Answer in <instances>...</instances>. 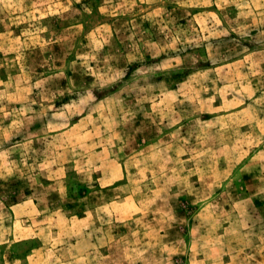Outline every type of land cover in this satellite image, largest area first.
<instances>
[{
    "label": "rangeland",
    "instance_id": "obj_1",
    "mask_svg": "<svg viewBox=\"0 0 264 264\" xmlns=\"http://www.w3.org/2000/svg\"><path fill=\"white\" fill-rule=\"evenodd\" d=\"M0 264H264V0H0Z\"/></svg>",
    "mask_w": 264,
    "mask_h": 264
}]
</instances>
